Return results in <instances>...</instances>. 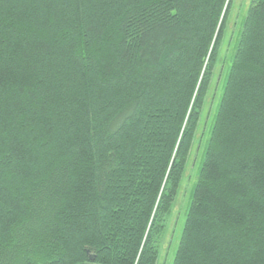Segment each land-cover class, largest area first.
<instances>
[{
  "label": "trees",
  "instance_id": "obj_1",
  "mask_svg": "<svg viewBox=\"0 0 264 264\" xmlns=\"http://www.w3.org/2000/svg\"><path fill=\"white\" fill-rule=\"evenodd\" d=\"M230 2L0 0V264H156ZM172 264H264V0Z\"/></svg>",
  "mask_w": 264,
  "mask_h": 264
},
{
  "label": "rangeland",
  "instance_id": "obj_2",
  "mask_svg": "<svg viewBox=\"0 0 264 264\" xmlns=\"http://www.w3.org/2000/svg\"><path fill=\"white\" fill-rule=\"evenodd\" d=\"M251 0H231L225 23L224 35L211 83L199 115L198 129L187 157L180 183L163 230L157 240L158 257L156 264H172L186 214L192 201L194 187L204 158L210 131L226 83L228 72L242 35L244 22Z\"/></svg>",
  "mask_w": 264,
  "mask_h": 264
},
{
  "label": "water",
  "instance_id": "obj_3",
  "mask_svg": "<svg viewBox=\"0 0 264 264\" xmlns=\"http://www.w3.org/2000/svg\"><path fill=\"white\" fill-rule=\"evenodd\" d=\"M90 259H91V260H93V257H92V256H90Z\"/></svg>",
  "mask_w": 264,
  "mask_h": 264
}]
</instances>
